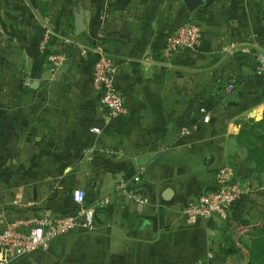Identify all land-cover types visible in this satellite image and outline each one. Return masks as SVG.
<instances>
[{"label":"crops","instance_id":"crops-1","mask_svg":"<svg viewBox=\"0 0 264 264\" xmlns=\"http://www.w3.org/2000/svg\"><path fill=\"white\" fill-rule=\"evenodd\" d=\"M194 16L182 0H0V230L73 211V189L95 207L92 230L3 264H248L264 229V0H206ZM189 21L200 46L168 52ZM95 46L123 117L106 119L92 87ZM222 167L245 193L224 217H185ZM139 168L143 205L115 191Z\"/></svg>","mask_w":264,"mask_h":264},{"label":"built area","instance_id":"built-area-1","mask_svg":"<svg viewBox=\"0 0 264 264\" xmlns=\"http://www.w3.org/2000/svg\"><path fill=\"white\" fill-rule=\"evenodd\" d=\"M45 37H47L46 34ZM200 44L201 26L197 21H189L180 25L169 36L166 50L173 53L181 49H197ZM247 49L242 47L241 51L247 52ZM92 50L95 53L91 73L92 87L100 93V103L104 109L105 118L111 120L123 117L127 115L128 110L115 84V65L101 47L96 46ZM255 58V72L264 73V47L255 52ZM230 88L231 86L227 88V92ZM199 112L202 121L208 122L210 117L206 109L201 107ZM90 131L99 133V128L91 127ZM105 151L109 154H117L112 149ZM143 173L144 169L139 168L131 179L119 181L115 185V191L131 203L145 204L144 196L129 187L130 183L139 182ZM216 182L215 189L201 192L193 202L182 208L181 212L185 217L205 219L213 216L224 217L231 204L245 193V187L233 177L231 170L227 167L217 170ZM71 196L76 205L71 212L29 220L24 226L13 222L0 230V264L37 249L45 250L53 239L64 236L75 228L92 230L95 227V207L85 204V194L81 189H73Z\"/></svg>","mask_w":264,"mask_h":264},{"label":"trees","instance_id":"trees-1","mask_svg":"<svg viewBox=\"0 0 264 264\" xmlns=\"http://www.w3.org/2000/svg\"><path fill=\"white\" fill-rule=\"evenodd\" d=\"M262 124H263V122L259 123V125H261V126H262ZM243 132L244 131H241V134ZM259 138H263L264 139V134H259ZM259 235H261V236H259ZM248 257H249L248 264H264V229L261 230L252 239V242H251V245H250V248H249V251H248Z\"/></svg>","mask_w":264,"mask_h":264},{"label":"water","instance_id":"water-1","mask_svg":"<svg viewBox=\"0 0 264 264\" xmlns=\"http://www.w3.org/2000/svg\"><path fill=\"white\" fill-rule=\"evenodd\" d=\"M206 0H182L187 12L191 17H195V12L205 5ZM83 15L82 12L79 11L75 14V28L77 35L83 31ZM141 220L139 221V223Z\"/></svg>","mask_w":264,"mask_h":264},{"label":"rangeland","instance_id":"rangeland-1","mask_svg":"<svg viewBox=\"0 0 264 264\" xmlns=\"http://www.w3.org/2000/svg\"><path fill=\"white\" fill-rule=\"evenodd\" d=\"M259 236H261V235H259Z\"/></svg>","mask_w":264,"mask_h":264}]
</instances>
